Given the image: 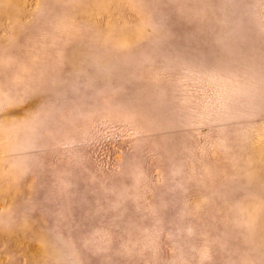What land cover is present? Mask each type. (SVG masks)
<instances>
[{
    "label": "rangeland",
    "instance_id": "374dc122",
    "mask_svg": "<svg viewBox=\"0 0 264 264\" xmlns=\"http://www.w3.org/2000/svg\"><path fill=\"white\" fill-rule=\"evenodd\" d=\"M0 264H264V0H0Z\"/></svg>",
    "mask_w": 264,
    "mask_h": 264
}]
</instances>
